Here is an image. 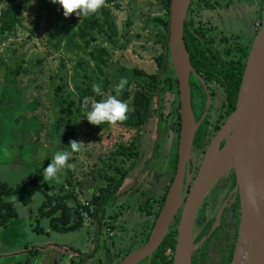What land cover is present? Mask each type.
I'll return each mask as SVG.
<instances>
[{
  "label": "rangeland",
  "instance_id": "374dc122",
  "mask_svg": "<svg viewBox=\"0 0 264 264\" xmlns=\"http://www.w3.org/2000/svg\"><path fill=\"white\" fill-rule=\"evenodd\" d=\"M11 1L0 0V9ZM59 8V14L48 18L33 0L23 17V28L0 42V182L15 187L36 177L38 183L51 188L44 191L42 186L43 191H35L27 205L16 203V216L0 228V264H48L44 257L53 256L55 251L56 262L50 264H69L70 257L82 261L96 243L91 219L84 217L85 223L78 231H51L49 220L39 216L43 192L53 195L55 188L64 186L61 196L68 191L74 194L66 201L69 207L74 208L75 200L86 205L105 185L103 178L115 182L127 170L129 162L114 153L119 147L133 144L140 157L107 207L110 226L104 227L101 250L92 262L110 264L121 260L128 248L132 252L142 246L134 244L146 237L152 217L140 210L150 197L161 196L173 170L169 158L174 159L177 147L176 119L173 122L176 106L171 104L169 108L165 103L164 116L158 118L152 113L137 135L136 128L127 121L133 110L134 84L128 88L129 100L114 105L128 80L127 72L138 69L150 75L157 71L156 58L166 34L154 20L162 16L160 1L118 0L114 6H107L116 27L112 39L103 32L84 28L82 17H75L73 24L63 26L71 44L62 40L56 50L47 33L56 31L69 14L62 6ZM87 8L89 12L94 10L95 19L102 23L100 5ZM88 16V12L83 15ZM79 29L85 33L84 38ZM30 31H34L33 36ZM99 51L109 56H103L107 67H102V76L90 58V52ZM93 83H98L95 98L80 104L78 91ZM61 100L66 102V117L58 111ZM70 132L74 134L63 142V134ZM157 140L159 150L154 156ZM66 182L70 183L67 187ZM41 247L47 252L38 254ZM71 247L80 252L74 254ZM24 250H36V257L31 259L30 253L12 256Z\"/></svg>",
  "mask_w": 264,
  "mask_h": 264
},
{
  "label": "water",
  "instance_id": "95a60500",
  "mask_svg": "<svg viewBox=\"0 0 264 264\" xmlns=\"http://www.w3.org/2000/svg\"><path fill=\"white\" fill-rule=\"evenodd\" d=\"M189 6L190 0H169L161 68L162 72L170 66L178 85L180 128L175 176L147 241L118 264L150 261L180 210L172 264H191L192 254L200 244L193 241L196 211L211 186L230 171L240 205L238 237L230 264H264V9L261 27L242 71L235 105L189 186L188 163L197 130L189 87L190 72L194 71L183 41Z\"/></svg>",
  "mask_w": 264,
  "mask_h": 264
},
{
  "label": "flooded vegetation",
  "instance_id": "af4514ba",
  "mask_svg": "<svg viewBox=\"0 0 264 264\" xmlns=\"http://www.w3.org/2000/svg\"><path fill=\"white\" fill-rule=\"evenodd\" d=\"M263 9L264 0H190L184 22L183 41L194 71V73L190 72L189 87L191 109L197 130L192 141L188 163L189 175H191L189 186L195 180L207 150L231 112L226 93L219 79L226 68L239 62L243 52L247 50L248 55L252 42L261 27ZM196 47L204 51L208 60L203 58L200 54L201 51L196 50ZM164 70L174 76L170 66ZM163 92L166 98L165 103H169V108L171 104H174L177 112L174 90L169 89ZM157 93L155 112L159 118L164 116L162 110L165 103L161 105L160 90ZM158 142L159 140L153 146L154 156L159 150ZM223 142L219 144V148L222 147ZM177 147L174 159L169 158V163L173 164V170L162 194L170 184L171 178L175 176ZM180 214L181 210L174 221L179 218ZM239 220L238 193L234 175L230 171L211 186L196 211L193 241L194 244H200L192 254L191 264H230L238 237ZM102 233L103 231L98 233L99 237L97 241L95 240L94 247L82 261H74L70 257L69 264H94L92 261L99 255L97 254L98 250L99 252L101 250L99 243L104 237ZM146 241L145 238L138 240L134 247L141 246ZM60 249L64 248H56V250ZM131 249L128 248L130 252ZM70 250L74 254L79 253V250L73 247ZM64 251L66 250L64 249ZM20 252H27L26 255L30 253L31 259L35 258L37 253L36 250H24L15 252L16 254L12 256L19 258L25 255L18 254ZM41 252H47V250L42 247L38 254ZM53 254L50 256L47 253L49 257H44L48 264L56 262L54 256H57L58 252L55 251ZM118 255L119 253L114 257L117 258ZM119 260L116 262L112 260L110 264H118ZM149 262L145 259L139 264H149ZM95 264H100V262L96 261Z\"/></svg>",
  "mask_w": 264,
  "mask_h": 264
},
{
  "label": "trees",
  "instance_id": "16d2710c",
  "mask_svg": "<svg viewBox=\"0 0 264 264\" xmlns=\"http://www.w3.org/2000/svg\"><path fill=\"white\" fill-rule=\"evenodd\" d=\"M32 1L33 0H12L11 3L7 4L5 8L0 9V42H2L3 38H11L16 29L23 28V17L32 5ZM117 1L118 0H36L38 4V10H40V12L46 15L48 18L52 15L59 14V7L61 6L62 10L69 12L65 23L61 25L58 24L56 31L47 33L48 40H54L53 47L56 48V50L60 48L62 40H66V45L71 44V41L68 38L67 34L63 32V26L73 24L75 17H82L84 28L100 31L110 39L114 38L116 36V27L111 21L110 12L106 7L114 6ZM159 1L160 12L162 16L156 17L154 20L161 26H163L166 32L168 24L169 0ZM91 4L100 5L102 23H99L98 20L95 19L94 10L89 12L90 9H88L89 7L87 8V6H90ZM85 12L89 13L88 17L90 18L87 19L83 17ZM78 32L80 37L84 38V36H86L82 29H79ZM30 35L33 36L34 31H30ZM165 38L166 34L163 36L164 41ZM195 49L201 51L199 47H196ZM200 54L205 60H208L204 51H201ZM164 55L165 48L163 44L161 53L156 58L157 71L154 74L148 75L144 71L138 69H133L127 72L128 80L123 87L122 95L114 103V105H123L124 103H126L129 100L128 88L131 86V84H134L136 91L134 92L131 100V106L133 110L127 118V121L131 127L133 126L134 128H136L137 135L145 125L147 118L152 113L156 115L155 103L158 96V90H160L159 95L161 97V105H164V103L166 102V98L164 96L165 94H163V91L173 89V93L175 94L174 98L177 104L174 131L176 132L177 138L179 137L180 116L178 103V85L176 78L172 76L170 72L164 70L161 74ZM103 56L106 58L109 57L105 51H99L97 53L90 52V58L97 64L96 68L100 76L103 75L102 67H107ZM246 56L247 50L242 53V57L237 64H232L230 65V67L226 68L223 71L221 79H219V82L223 86L226 93L227 101L231 110L233 109L236 102ZM101 82L103 84L106 83L105 80ZM97 84L98 83H93L90 88L78 91L77 97L80 104L83 101L95 98V88ZM65 103L66 102L64 100H61V102L57 104L59 107V113L64 117H66V111L63 106ZM71 104L73 103L71 102ZM73 134L74 133L71 132L64 133L62 141L66 143ZM114 155H116L117 157H121L125 162H129V167L127 168V170L120 173L119 178L115 182H113V179L111 178H103L105 185L99 187L97 194L92 195L91 202L87 203L86 205H81L79 202H77V200L74 199V208L69 207L66 201L70 199V197L74 196V194L73 192L68 191L66 196H61L62 193H64V186L55 188V190H53V195H49L48 193L43 192L45 198L39 208V216L45 217L49 220V228L51 231L56 233H69L80 230L85 223L83 216L84 214H86L87 217L91 219V222L94 225V234L96 241L99 237L98 233H101L105 226H110L107 216V207L111 204V202L114 201V195H116V193L120 191L125 179L127 178V174L134 169V167L136 166V162L140 157L138 148H136V146L133 144H130L128 147H119L115 151ZM145 164H147V162H145ZM69 174L70 176H72L71 171H69ZM172 179L173 177L170 180V184L172 182ZM69 182L65 183L66 187L68 186V184H70ZM170 184L161 196L155 199L150 197L148 200H146V204L144 203V206L140 210L144 213V216L152 217V223L150 224L148 233L145 237V241L148 239L150 231L152 230L155 220L158 217V214L163 206ZM42 186L44 185L38 183L36 177H29L26 181H21L15 187H7L5 184L0 182V228L6 227L8 223L16 216V203L21 202L23 205H27L35 191H43ZM50 189V187L44 186V191ZM19 193H22V195H19ZM177 224L178 219H176L174 221V224L170 226L167 236L165 237L160 247L152 255L149 264H172V256L177 234ZM129 252L130 251L128 250V252L126 254L124 253V255H127Z\"/></svg>",
  "mask_w": 264,
  "mask_h": 264
},
{
  "label": "crops",
  "instance_id": "0c3cea01",
  "mask_svg": "<svg viewBox=\"0 0 264 264\" xmlns=\"http://www.w3.org/2000/svg\"><path fill=\"white\" fill-rule=\"evenodd\" d=\"M77 188V187H76ZM42 248V247H41ZM41 248H39V250L41 249ZM80 252V251H79ZM25 253H27V252H20V253H18V254H25ZM82 253H83V251H82Z\"/></svg>",
  "mask_w": 264,
  "mask_h": 264
},
{
  "label": "built area",
  "instance_id": "2783aa9c",
  "mask_svg": "<svg viewBox=\"0 0 264 264\" xmlns=\"http://www.w3.org/2000/svg\"><path fill=\"white\" fill-rule=\"evenodd\" d=\"M84 217L87 218V215L85 214Z\"/></svg>",
  "mask_w": 264,
  "mask_h": 264
}]
</instances>
